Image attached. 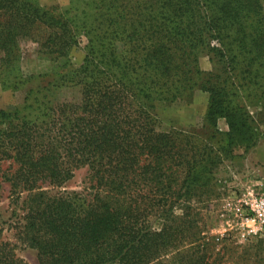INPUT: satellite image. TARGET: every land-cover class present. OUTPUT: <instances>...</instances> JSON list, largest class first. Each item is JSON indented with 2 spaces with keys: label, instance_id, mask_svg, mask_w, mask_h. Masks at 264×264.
Wrapping results in <instances>:
<instances>
[{
  "label": "trees",
  "instance_id": "trees-1",
  "mask_svg": "<svg viewBox=\"0 0 264 264\" xmlns=\"http://www.w3.org/2000/svg\"><path fill=\"white\" fill-rule=\"evenodd\" d=\"M262 1L70 0L58 13L36 0H0L4 84L16 71L20 78L19 42L35 28L37 53L54 62L86 38L78 69L0 112V161L17 164L8 181L13 193L27 191L23 227L40 264L226 262L202 237L196 205L218 199L217 170L264 139L247 111L264 119ZM202 55L212 72L200 70ZM61 86L79 87V102H55ZM197 89L209 95L207 138L157 131L153 103L189 100ZM82 167L90 199L36 187L60 188ZM0 264H22L1 238Z\"/></svg>",
  "mask_w": 264,
  "mask_h": 264
},
{
  "label": "rangeland",
  "instance_id": "rangeland-1",
  "mask_svg": "<svg viewBox=\"0 0 264 264\" xmlns=\"http://www.w3.org/2000/svg\"><path fill=\"white\" fill-rule=\"evenodd\" d=\"M36 4L44 11L56 10L58 13H63L69 8L70 0H36ZM261 13L262 25H264V0L262 1ZM37 29H34L33 39L27 38L19 42L21 58L19 64H16V70L19 69L20 78L16 74L18 71H16L13 75L16 78L13 81L11 78L10 82L4 84L5 76L9 74L2 68L0 69V112H11L15 108H22L27 102L29 90L49 87L50 84L57 82L64 76L67 73L66 71L78 69L83 63L85 57L84 45L86 43L84 36L77 38L79 43L69 50L66 60L54 62L50 59L52 57L49 58L37 53ZM41 31L43 32L39 36L44 35L45 31ZM199 68L203 73L214 70L213 63L205 55L199 58ZM29 77L31 79L27 80ZM22 81L25 82L22 83ZM79 89V87L65 86L55 89V102L77 104L80 100ZM208 98V93L197 89L189 100H180L170 104L155 101L150 113L158 123L157 131L167 133L173 130L182 134H194L201 138H207L205 118ZM247 111L258 121V127L262 136H264V119L259 120L261 118L255 117L257 109L254 107H248ZM12 119L14 122L17 121L16 117ZM3 127L1 125L0 129ZM215 128L222 134L228 131L224 119H218ZM248 153L243 154L241 150L235 152L233 160L226 162L215 173L219 198L210 200L207 205H196L197 208L201 209L199 214L202 220L198 223V226L203 229L202 237H204L205 242L212 243L214 254H218L219 257L224 255L226 262H223V264H264V232L251 243L239 242L234 236L226 237L221 243H215L211 240L213 231L219 226L217 212L222 207V200L233 198L234 194L243 193L246 185L249 186L251 183L245 182V157ZM16 170L17 164L13 160L4 158L0 161V238L1 241L9 244L14 257L22 264H40L38 252L28 244L25 228L23 227L27 210L22 207V203L25 196H27V191L21 190L20 194L18 192L13 193L11 183L8 181V178L12 177ZM257 183L263 184L264 182L257 181ZM36 187L45 192L47 196L77 193L86 195V199H90L87 195L91 190H89L90 184L86 167L74 170L72 178L60 188H53L42 183H38ZM176 214L178 216V211H176ZM150 222L151 228H159L160 224L157 223V220L152 219ZM182 249L185 250L187 247Z\"/></svg>",
  "mask_w": 264,
  "mask_h": 264
},
{
  "label": "built area",
  "instance_id": "built-area-1",
  "mask_svg": "<svg viewBox=\"0 0 264 264\" xmlns=\"http://www.w3.org/2000/svg\"><path fill=\"white\" fill-rule=\"evenodd\" d=\"M217 212L219 226L211 240L221 243L228 236L239 242L256 240L264 232V183H253L243 193L222 200Z\"/></svg>",
  "mask_w": 264,
  "mask_h": 264
},
{
  "label": "crops",
  "instance_id": "crops-1",
  "mask_svg": "<svg viewBox=\"0 0 264 264\" xmlns=\"http://www.w3.org/2000/svg\"><path fill=\"white\" fill-rule=\"evenodd\" d=\"M245 164V182H251L250 184L257 183V181L264 182V140L259 142L257 146L246 155Z\"/></svg>",
  "mask_w": 264,
  "mask_h": 264
}]
</instances>
